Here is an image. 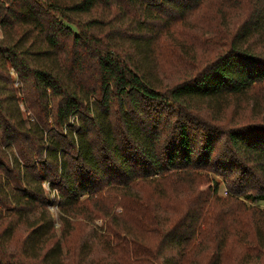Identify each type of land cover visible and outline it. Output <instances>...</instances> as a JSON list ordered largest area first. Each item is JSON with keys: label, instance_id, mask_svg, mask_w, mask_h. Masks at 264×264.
Segmentation results:
<instances>
[{"label": "trees", "instance_id": "trees-1", "mask_svg": "<svg viewBox=\"0 0 264 264\" xmlns=\"http://www.w3.org/2000/svg\"><path fill=\"white\" fill-rule=\"evenodd\" d=\"M211 1L217 11H208ZM211 14L225 20L207 29L200 23L197 31L219 43L213 57L193 76L172 83L162 67V47L178 50L176 32ZM232 15L239 22L232 23ZM192 51L179 54L187 59ZM190 58L198 64L196 53ZM15 82L25 97L34 94L46 119L55 117L58 133L38 123L40 114L37 122L26 123ZM262 86L264 0H0V264L92 259L91 246L72 260L58 239L43 247L54 235L46 180L57 193L54 203L67 230L77 225L83 196L111 191L134 199L146 181L159 198L186 194L185 210L173 222L178 209L172 204L147 203L162 227L170 228L156 233V252H132L139 260L155 254L157 264H264V208L257 204L264 200V127L227 131L243 162L213 160L220 137L195 105L242 97L254 111L257 98L248 94ZM36 165H49L50 174L41 175ZM186 171L196 174L179 175ZM215 176L225 186L223 196ZM185 178L207 186L177 189ZM139 206L143 225L149 217ZM21 223L29 228L22 247L12 248ZM227 244L243 252L230 263ZM194 254L204 260L191 259Z\"/></svg>", "mask_w": 264, "mask_h": 264}, {"label": "rangeland", "instance_id": "rangeland-1", "mask_svg": "<svg viewBox=\"0 0 264 264\" xmlns=\"http://www.w3.org/2000/svg\"><path fill=\"white\" fill-rule=\"evenodd\" d=\"M207 9L209 12H214L219 9V5L217 2L211 1L207 5ZM219 17V15L216 17L212 14L211 17L205 16L201 21L194 20L189 22V25L195 28L189 26V28H182L180 32H176L178 38L175 40V43L179 47L178 50L175 51L170 48H165L164 46L162 47L160 51L161 56H164L162 67L167 75H171L172 83H177L193 76L213 57L215 52L212 51V49L215 48V44L219 45V43L213 41L215 37L209 34L204 35L202 34L203 32L197 31V27H200V23H203L204 29H207L212 27L211 24H215V22L219 21L223 22L225 20V17L224 20H220ZM230 18L232 23L239 22L240 20V16L238 18L236 15H232ZM183 49L190 51L194 49V51L190 52L187 59H184L181 58L179 54ZM193 53H196V57L199 59L198 64L196 63L197 60L190 58ZM14 89L18 103H20L19 107L21 108L22 116L25 118L26 123L37 122L38 114H40L41 119H39L40 121H38V123L41 122L45 124L46 129L54 127L53 121H55V117L53 116V118L49 117L46 119V110L42 113L40 111V108L42 109L41 104L38 105L35 100L32 101L34 98L32 92L27 91L28 97H25L24 92H22V85L16 82L14 83ZM253 94L255 95V93L250 92L248 96H250V99L251 97L257 98L258 106L254 111H250L247 108V100L242 97L231 96L225 101H219L212 105H208V103L205 104V101L195 104L199 108L196 114H199L202 117H200L201 119L205 120L209 126L213 127L215 135L220 137L211 154L213 160L221 159V161L224 162L226 160H234L233 158H235L236 161L243 162L241 156H239L227 142L226 133L229 129L237 128L242 125L264 127V113H262V111H264V86L257 87L256 95L254 96ZM25 103H30V107H25ZM31 107L34 113L31 111ZM151 122H153V120H151ZM168 128L169 127L165 125L161 129L164 142L167 138ZM53 129L54 133H58L55 131L57 130L55 127ZM60 140L65 141L64 138ZM17 141H20V139ZM22 145L23 144H20V146ZM71 150L67 152H71ZM222 158H224V160H222ZM33 160L38 163L36 158L33 157ZM228 162L229 161H226V163ZM36 168V171L38 170L43 176L50 174L51 167L49 165H47V169H44L41 165H36ZM187 174L195 176L196 173L186 171L179 175L186 176ZM208 176L211 177L210 175ZM214 179L219 181V193L223 196V194H225L223 193V187L225 186L221 178L215 176ZM183 183L184 184H179L176 188H184L187 192V189L190 187L199 186V189H205L207 186L204 183L199 184V180L195 182V184H192L191 178H185ZM140 184L141 185L137 187V189L139 188L138 198L134 199L130 196H124V198H122L121 195H117L111 191L107 192L105 195L99 193L96 196L80 197L81 204L78 206L76 214L74 213L78 218L77 225L76 227H69L67 230L62 227L59 218L61 213L59 207L54 203L55 199H57L55 197L57 193L54 192L55 190H49L47 180L46 182H42V186L47 190V210L51 214L54 222V227L52 229L54 235L49 238L50 240L44 243L43 247L46 249L51 241H56L58 239L63 245L65 257H67L68 260H72L77 253H81L83 247L91 246L90 257H92V259H89L90 261H84V264H157L159 258L155 254L151 257L144 256L140 260L137 259V256L134 258L132 255L134 251L146 252L147 254L149 253L148 251L156 252L160 242V238L156 233L165 230V228H170L162 227L163 225H161V220L158 216L157 218L154 217L153 213L147 210V203L151 205V207H153L154 203L160 206L172 204L178 209L175 215L170 213L172 218L171 222H173L179 218L180 214L185 210L184 203L187 195L180 194L179 192L177 196H172V194H170L171 192H167L170 194L169 198H171L170 203H168L167 200L169 198H166L168 194H164L165 196L161 195L159 198V196L154 193L153 184L148 183V181L141 182ZM140 203L145 207L149 217L143 225L140 224L145 211L138 210L139 215L136 211V206H139ZM257 204L261 208H264V200L258 201ZM247 205H250V203L247 202ZM167 208H170V205H168ZM130 217H134L133 222ZM130 224L132 225L131 227L129 226ZM25 225L27 224H24V226ZM22 226L23 224L21 223L20 227H15V238L11 243L12 248L20 249L22 247V241L29 228ZM134 227H143L142 230L144 233ZM151 232H153V234H148ZM144 234H148V237H145ZM227 247L228 249L225 253L226 263H230L233 257L243 253L238 246H228L227 244ZM191 259L203 261L204 256H202V254H194Z\"/></svg>", "mask_w": 264, "mask_h": 264}, {"label": "built area", "instance_id": "built-area-1", "mask_svg": "<svg viewBox=\"0 0 264 264\" xmlns=\"http://www.w3.org/2000/svg\"><path fill=\"white\" fill-rule=\"evenodd\" d=\"M223 193H226V192H225V189L223 190Z\"/></svg>", "mask_w": 264, "mask_h": 264}]
</instances>
